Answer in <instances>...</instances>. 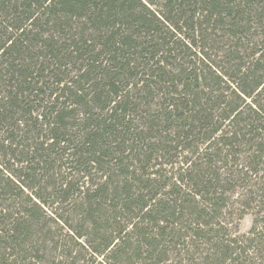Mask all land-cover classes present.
<instances>
[{
    "label": "trees",
    "instance_id": "1",
    "mask_svg": "<svg viewBox=\"0 0 264 264\" xmlns=\"http://www.w3.org/2000/svg\"><path fill=\"white\" fill-rule=\"evenodd\" d=\"M0 264H264V0H0Z\"/></svg>",
    "mask_w": 264,
    "mask_h": 264
},
{
    "label": "rangeland",
    "instance_id": "2",
    "mask_svg": "<svg viewBox=\"0 0 264 264\" xmlns=\"http://www.w3.org/2000/svg\"><path fill=\"white\" fill-rule=\"evenodd\" d=\"M254 221V214L246 212L242 219L239 220V232L248 233Z\"/></svg>",
    "mask_w": 264,
    "mask_h": 264
}]
</instances>
